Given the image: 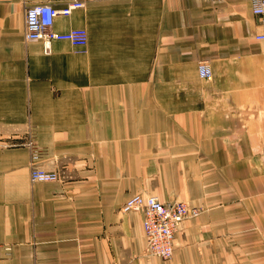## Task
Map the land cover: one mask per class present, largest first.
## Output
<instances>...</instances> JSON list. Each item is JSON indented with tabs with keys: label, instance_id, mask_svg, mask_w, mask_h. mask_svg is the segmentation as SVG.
Instances as JSON below:
<instances>
[{
	"label": "crops",
	"instance_id": "1",
	"mask_svg": "<svg viewBox=\"0 0 264 264\" xmlns=\"http://www.w3.org/2000/svg\"><path fill=\"white\" fill-rule=\"evenodd\" d=\"M0 0V264H264V13L250 0H78L25 39ZM206 60L209 78L198 74ZM33 129L42 165L31 181ZM201 208L148 254L133 193Z\"/></svg>",
	"mask_w": 264,
	"mask_h": 264
},
{
	"label": "built area",
	"instance_id": "2",
	"mask_svg": "<svg viewBox=\"0 0 264 264\" xmlns=\"http://www.w3.org/2000/svg\"><path fill=\"white\" fill-rule=\"evenodd\" d=\"M119 1V0H118ZM121 1V0H120ZM216 1V0H208ZM251 10L256 15L264 13V0H250ZM84 6V2L72 0L63 6L56 7L49 3H35L25 9V39H40L48 45L52 39L69 40L76 45H84L87 32L84 29H73L66 32L53 30L54 19L58 15L68 16L74 9ZM264 39V33L255 34ZM198 74L201 78L212 75L210 64L206 60L198 63ZM24 144L29 150V175L31 181H55L61 178L55 168H45L42 161V146L35 139L33 129L27 130ZM126 212L137 210L142 215V227L148 254L168 258L173 253V236L179 228L181 220L188 216H196L201 208L184 199L172 198L161 200L156 194L136 192L131 194L122 204Z\"/></svg>",
	"mask_w": 264,
	"mask_h": 264
}]
</instances>
